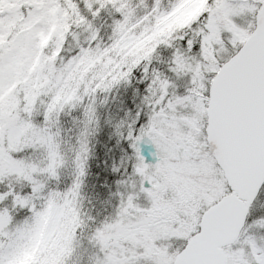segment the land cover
Returning a JSON list of instances; mask_svg holds the SVG:
<instances>
[{"label": "snow or ice", "instance_id": "6c2138e0", "mask_svg": "<svg viewBox=\"0 0 264 264\" xmlns=\"http://www.w3.org/2000/svg\"><path fill=\"white\" fill-rule=\"evenodd\" d=\"M0 264H264V0H0Z\"/></svg>", "mask_w": 264, "mask_h": 264}]
</instances>
